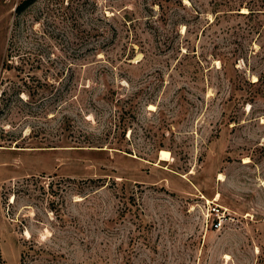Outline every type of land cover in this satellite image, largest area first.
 I'll return each instance as SVG.
<instances>
[{"label": "rangeland", "instance_id": "rangeland-1", "mask_svg": "<svg viewBox=\"0 0 264 264\" xmlns=\"http://www.w3.org/2000/svg\"><path fill=\"white\" fill-rule=\"evenodd\" d=\"M25 1L0 0V264H264V0Z\"/></svg>", "mask_w": 264, "mask_h": 264}, {"label": "built area", "instance_id": "built-area-1", "mask_svg": "<svg viewBox=\"0 0 264 264\" xmlns=\"http://www.w3.org/2000/svg\"><path fill=\"white\" fill-rule=\"evenodd\" d=\"M213 212H215L216 219H214V221H212V227L215 230H219L221 228V225H222V221H220L219 214H218L220 211L217 208H214Z\"/></svg>", "mask_w": 264, "mask_h": 264}, {"label": "bare ground", "instance_id": "bare-ground-1", "mask_svg": "<svg viewBox=\"0 0 264 264\" xmlns=\"http://www.w3.org/2000/svg\"><path fill=\"white\" fill-rule=\"evenodd\" d=\"M169 158H170V156H169L168 151H164V150L160 151V160L167 161V160H169Z\"/></svg>", "mask_w": 264, "mask_h": 264}, {"label": "trees", "instance_id": "trees-1", "mask_svg": "<svg viewBox=\"0 0 264 264\" xmlns=\"http://www.w3.org/2000/svg\"><path fill=\"white\" fill-rule=\"evenodd\" d=\"M30 2H31V0H27V1H25V2L23 3L22 6H20V5H19V6H16L15 10H17V11H21L22 8H23V6L25 7V6L29 5Z\"/></svg>", "mask_w": 264, "mask_h": 264}]
</instances>
